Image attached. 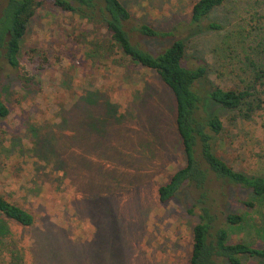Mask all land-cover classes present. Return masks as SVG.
I'll use <instances>...</instances> for the list:
<instances>
[{"label": "rangeland", "instance_id": "rangeland-1", "mask_svg": "<svg viewBox=\"0 0 264 264\" xmlns=\"http://www.w3.org/2000/svg\"><path fill=\"white\" fill-rule=\"evenodd\" d=\"M5 1L0 0V9ZM121 1L132 23L149 24L168 40H184L189 63L206 67L201 92L213 86L251 87L257 107L250 116L216 105L208 110L223 123L216 153L235 169L264 174V0H225L199 26L190 22L195 0ZM209 21L219 28H206ZM91 27L45 0L19 53L34 82L23 88L0 59L1 95L9 108L0 118V194L36 215L29 227L4 218L9 234L0 235V264L54 263L63 251L54 264H188L195 218L185 213L184 197L160 202L156 191L184 164L171 93L151 69L87 56L88 43L97 39ZM35 48L48 53L50 66L35 68L32 51L27 53ZM113 57L122 62L118 52ZM92 91L116 111L92 164L65 176L32 149L43 137L70 134L63 118L70 119L76 97ZM71 150L67 154L78 151ZM259 206L248 208L254 221L264 214V203ZM249 232L241 228L237 235L264 244Z\"/></svg>", "mask_w": 264, "mask_h": 264}, {"label": "trees", "instance_id": "trees-1", "mask_svg": "<svg viewBox=\"0 0 264 264\" xmlns=\"http://www.w3.org/2000/svg\"><path fill=\"white\" fill-rule=\"evenodd\" d=\"M44 1L6 0L0 9V59L14 70L16 82L23 88L29 87L34 81L19 58L21 41L36 9ZM47 1L60 11L92 25L91 29L97 39L88 43L87 56L111 57L112 62L117 65L151 69L169 89L184 164L171 174L167 182L159 185L156 191L160 202L184 197L187 200L185 213L195 218L187 263L264 262V244L253 243L247 237L237 235V230L248 228L249 234L252 232L257 237L256 240L264 242V214L261 213L255 221L248 217V208L255 205L260 207L264 203V174L235 169L216 153L215 145L223 123L218 114L208 110L210 105H216L219 109L237 112L239 116H250L257 107L251 87L239 89L233 86H213L208 91L201 92L198 84L206 75V67L203 64L189 63L184 40L179 37L168 40L165 33L149 24L132 23L131 13L121 0ZM224 2L225 0H195L190 11L191 24L199 26L215 7ZM205 27L218 29L219 25L209 21ZM101 29L105 30L103 35L99 32ZM132 34L140 39L135 41ZM163 39L167 40L164 45L161 44ZM141 40L144 46L141 45ZM147 41L159 44L148 46ZM31 51V62L36 69L50 66L46 51L39 53L35 48L27 53ZM116 52L120 54L122 62L112 58ZM3 80L0 78V118L9 113L1 95ZM103 100L100 93L95 91L76 97L70 105L75 109L74 112L70 119L64 117L62 123L67 125L71 133L43 137L36 141L32 153L43 158L51 168L61 167L65 176L70 172H84L86 166L92 164V153L101 151L99 148L104 142L100 136L107 132L105 127L109 123L108 119L116 111V106ZM71 119L82 125H77L81 130L72 127ZM88 122L93 123L91 128ZM102 125L104 128L99 130ZM106 147L105 153L109 149ZM76 148L78 151L74 153L72 150ZM69 150L72 151L71 154H67ZM235 206L247 209H236ZM4 218L29 227L35 222L36 215L0 194V235L9 234ZM63 252L54 263L59 262Z\"/></svg>", "mask_w": 264, "mask_h": 264}]
</instances>
